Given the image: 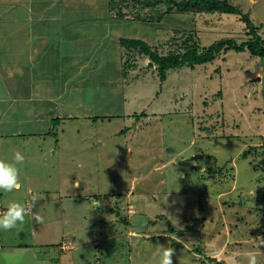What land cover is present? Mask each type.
Here are the masks:
<instances>
[{"label": "rangeland", "instance_id": "1", "mask_svg": "<svg viewBox=\"0 0 264 264\" xmlns=\"http://www.w3.org/2000/svg\"><path fill=\"white\" fill-rule=\"evenodd\" d=\"M220 1L238 13L174 12L157 22L167 3L158 11L135 5L122 11L150 14V24L118 20L110 27L161 56L195 46L202 52L223 39L246 43L252 37L244 15L264 40V0ZM67 9L79 16L75 7ZM100 11L80 10L88 16ZM2 21L1 30H13ZM100 39L88 33V48ZM77 41L84 47L82 36L70 44L77 48ZM114 43L107 55L114 59L119 49L122 67L106 58L68 97L88 105H81V119L66 120L51 137L50 146L59 140L62 147L49 157L54 172L41 163L36 172L27 166L36 178L52 175L55 189L69 183L70 192L74 178L81 192L86 188L87 200H56L46 210L36 203L51 227L39 236L53 251L79 242V250L65 255L76 257L73 264H159L157 246L174 249L173 264H227L224 257L235 253L248 264L249 252L264 264V60L248 50L230 51L206 65L172 69L163 82L148 56ZM94 60L99 66L98 55Z\"/></svg>", "mask_w": 264, "mask_h": 264}, {"label": "crops", "instance_id": "2", "mask_svg": "<svg viewBox=\"0 0 264 264\" xmlns=\"http://www.w3.org/2000/svg\"><path fill=\"white\" fill-rule=\"evenodd\" d=\"M69 6L79 10V16L67 15ZM17 9L24 10L28 16H17ZM82 9L101 11L88 16L87 12H80ZM7 19L13 30L9 26V30L0 28V158L11 161L14 153L19 151L24 162L18 165L21 189L11 193L0 191V206L6 209L12 201L35 198V205L41 202L46 210L47 204L56 200L60 203L65 199L87 200L86 188L80 191L79 179L72 180V190L68 192L66 186L69 183H61L55 189L50 187L54 185L49 182L52 175L36 178L32 172H36L39 163L46 166L44 170L53 169L54 172L56 163L49 157L56 158L62 147L59 140L56 147L50 146L51 137L60 133L66 120L81 119L80 109L88 105L85 101L70 103L68 97L72 90L87 82L88 72L92 79L91 72L98 71L106 58L116 60L117 66L122 67L119 49L114 59L107 55L113 42L121 46L120 38L110 26L118 20L149 22L134 20L130 14L118 16L109 0H0V22L5 24L2 20ZM88 33L102 36V39L88 48ZM81 36L86 41L84 47L78 41L77 48L73 47L70 44L72 38L78 40ZM87 53L92 57L87 58ZM96 55L101 60L97 67ZM75 110L77 116L72 114ZM56 127L57 132L54 131ZM34 152L36 158L32 156ZM31 178L43 188L39 190L31 184ZM33 212H37L35 207ZM24 225L28 230L21 227L0 230V264H73L76 260V257L65 255L79 250V242L75 245V241H68L53 251V244L39 236L40 233L47 236L45 232L51 230L46 220L37 224L28 217Z\"/></svg>", "mask_w": 264, "mask_h": 264}, {"label": "trees", "instance_id": "3", "mask_svg": "<svg viewBox=\"0 0 264 264\" xmlns=\"http://www.w3.org/2000/svg\"><path fill=\"white\" fill-rule=\"evenodd\" d=\"M129 1L130 5L133 6L128 7ZM162 3H167L168 7L164 12H159L157 14V22L162 21L167 14L174 12L187 13L191 11H206L209 13L218 10L226 13H238V11L228 4L227 1L220 0H109L110 6L115 12H118V16L120 17H125L127 15L122 11L123 7L134 9L135 5H140L142 10L151 8L156 10ZM134 13V20L152 22L150 14L143 15L141 12H137V14L134 15ZM242 19L249 28V35L252 37L249 41L238 44L236 39H223L214 43L207 49H204L202 52H200L201 50L198 46H195L193 48H188L183 54L175 56H161L156 52H153L144 41L138 39L120 38L119 43L123 48L130 50L135 49L140 51L143 56H148L153 64L158 67L161 81L164 82L167 80V73L172 69H179L186 65H189L192 68L200 65H206L214 62L222 53H228L230 51L242 53L248 50L253 56L264 60V40L259 35L258 28L254 25L248 15H244ZM141 116L144 115H136L135 117L138 118ZM4 209L5 208L1 207L2 211Z\"/></svg>", "mask_w": 264, "mask_h": 264}, {"label": "clouds", "instance_id": "4", "mask_svg": "<svg viewBox=\"0 0 264 264\" xmlns=\"http://www.w3.org/2000/svg\"><path fill=\"white\" fill-rule=\"evenodd\" d=\"M24 162V156L19 152H15L12 160L6 158H0V191L13 192L21 189L20 180V168L18 165H22ZM35 198L31 201H12L6 209L0 211V230L10 231L22 227L26 218L30 217L37 223H43L44 218L37 212H33L35 207ZM261 244H264V240H260ZM160 249L159 264H173L172 256L174 254L173 248H165L163 246H157ZM258 251V250H257ZM213 255H217V252H213ZM239 253H235L232 256H225L224 259L227 264H240L237 259ZM248 264H257V257L253 252L247 253Z\"/></svg>", "mask_w": 264, "mask_h": 264}, {"label": "water", "instance_id": "5", "mask_svg": "<svg viewBox=\"0 0 264 264\" xmlns=\"http://www.w3.org/2000/svg\"><path fill=\"white\" fill-rule=\"evenodd\" d=\"M151 65H153V63H151ZM201 159L202 158V155L201 156H197L196 158H195V160H197V159Z\"/></svg>", "mask_w": 264, "mask_h": 264}, {"label": "built area", "instance_id": "6", "mask_svg": "<svg viewBox=\"0 0 264 264\" xmlns=\"http://www.w3.org/2000/svg\"><path fill=\"white\" fill-rule=\"evenodd\" d=\"M0 211H2V210H1V206H0ZM0 249H1V245H0Z\"/></svg>", "mask_w": 264, "mask_h": 264}]
</instances>
